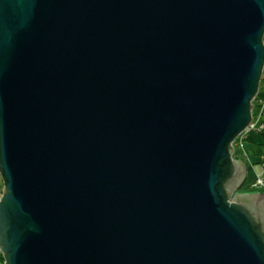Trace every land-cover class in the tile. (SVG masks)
Instances as JSON below:
<instances>
[{
  "label": "water",
  "instance_id": "95a60500",
  "mask_svg": "<svg viewBox=\"0 0 264 264\" xmlns=\"http://www.w3.org/2000/svg\"><path fill=\"white\" fill-rule=\"evenodd\" d=\"M263 40L264 0H0L3 264H264Z\"/></svg>",
  "mask_w": 264,
  "mask_h": 264
},
{
  "label": "rangeland",
  "instance_id": "374dc122",
  "mask_svg": "<svg viewBox=\"0 0 264 264\" xmlns=\"http://www.w3.org/2000/svg\"><path fill=\"white\" fill-rule=\"evenodd\" d=\"M258 97L264 99V90L260 89ZM252 106L253 121L257 126L258 124H262L264 130V114L259 115L260 108L255 100L253 101ZM232 148V159L240 162L243 161L242 159H236L234 155V147ZM243 148L244 155L246 156L244 160V165L246 167V179L241 188L234 194H264V182L262 186L256 187L259 177L263 175L261 163L264 162V144L261 143V135L256 132H252L249 140L243 141ZM234 194L231 196L233 197ZM0 257L2 258L1 255ZM0 264H3V258L0 259Z\"/></svg>",
  "mask_w": 264,
  "mask_h": 264
},
{
  "label": "built area",
  "instance_id": "2783aa9c",
  "mask_svg": "<svg viewBox=\"0 0 264 264\" xmlns=\"http://www.w3.org/2000/svg\"><path fill=\"white\" fill-rule=\"evenodd\" d=\"M260 89L264 90V68L262 70L261 78L259 81L257 95L254 99L260 108L259 115L264 114V99L258 97V93H259ZM263 131H264L263 125L258 124V126H257L256 123L253 121V116H252V119H251L249 126L232 143V147H234V155H235L237 160L242 159V158L243 159L246 158V156L244 155L243 141L247 139L248 134L250 135L252 132L260 133ZM261 167L263 170V175H261L259 177L256 187L262 186L263 182H264V162L261 163ZM2 191H3V183H2L1 178H0V197H1Z\"/></svg>",
  "mask_w": 264,
  "mask_h": 264
},
{
  "label": "trees",
  "instance_id": "16d2710c",
  "mask_svg": "<svg viewBox=\"0 0 264 264\" xmlns=\"http://www.w3.org/2000/svg\"><path fill=\"white\" fill-rule=\"evenodd\" d=\"M263 43H264V40H263ZM258 134L261 135V143L264 144V134H263V132H260V133H258ZM250 135H251V134H250ZM250 135H248V137H247L246 140H249ZM243 149H244V148H243ZM242 160H243V162H244L245 159L242 158ZM0 259H2V258L0 257Z\"/></svg>",
  "mask_w": 264,
  "mask_h": 264
}]
</instances>
